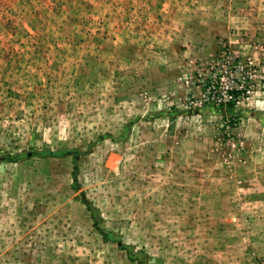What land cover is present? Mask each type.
I'll return each mask as SVG.
<instances>
[{"label":"rangeland","instance_id":"obj_1","mask_svg":"<svg viewBox=\"0 0 264 264\" xmlns=\"http://www.w3.org/2000/svg\"><path fill=\"white\" fill-rule=\"evenodd\" d=\"M144 263L264 264V0H0V264Z\"/></svg>","mask_w":264,"mask_h":264},{"label":"trees","instance_id":"obj_2","mask_svg":"<svg viewBox=\"0 0 264 264\" xmlns=\"http://www.w3.org/2000/svg\"><path fill=\"white\" fill-rule=\"evenodd\" d=\"M75 178H76V177H75ZM105 237H106V235H105ZM121 247H122V248H127V247H125L124 245H121ZM129 258H130L131 260H136V259H137L135 256H133V255L130 254V250H129ZM144 264H147V263H144Z\"/></svg>","mask_w":264,"mask_h":264}]
</instances>
